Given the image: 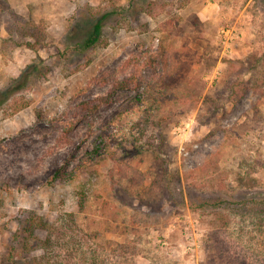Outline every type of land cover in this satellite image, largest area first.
I'll return each mask as SVG.
<instances>
[{
    "label": "rangeland",
    "instance_id": "rangeland-1",
    "mask_svg": "<svg viewBox=\"0 0 264 264\" xmlns=\"http://www.w3.org/2000/svg\"><path fill=\"white\" fill-rule=\"evenodd\" d=\"M262 196L264 0H0V264H264Z\"/></svg>",
    "mask_w": 264,
    "mask_h": 264
},
{
    "label": "trees",
    "instance_id": "trees-1",
    "mask_svg": "<svg viewBox=\"0 0 264 264\" xmlns=\"http://www.w3.org/2000/svg\"><path fill=\"white\" fill-rule=\"evenodd\" d=\"M102 30L101 20H97L93 25L91 34L86 38L84 42V46L90 47L94 45L98 39L100 38ZM73 174H67L66 172H62V167L58 169L51 178L52 182L55 183H64L71 180ZM252 204L259 206L258 208H253L252 212L258 217L256 226L259 228H264V196L258 199V201L253 200ZM211 207L215 208L214 215L215 218L221 225L224 226L227 224L224 222V216L221 214L220 209H232L237 211H243L247 208L248 203L246 201H237L232 202L231 204L228 202H223V200L218 201L213 204H209ZM253 206V205H252ZM240 207V210L237 208ZM222 225V226H223ZM54 229V225L44 221L40 217H36L34 215L28 214L24 221L21 222L19 229L13 235V244L8 248L6 260L9 264H18L19 258H25L30 252L41 248L46 250L51 246V234ZM44 232L46 233V237L41 240L37 237L36 232ZM28 257V256H27ZM41 264V263H39ZM242 264H247L246 262H242Z\"/></svg>",
    "mask_w": 264,
    "mask_h": 264
},
{
    "label": "built area",
    "instance_id": "built-area-1",
    "mask_svg": "<svg viewBox=\"0 0 264 264\" xmlns=\"http://www.w3.org/2000/svg\"><path fill=\"white\" fill-rule=\"evenodd\" d=\"M233 29H230V28H227L225 30H222V34H223V39H224V42L227 43V41L229 40H232L233 36V32H232ZM181 150L183 151V149L181 148ZM185 154V153H184ZM187 154V153H186Z\"/></svg>",
    "mask_w": 264,
    "mask_h": 264
}]
</instances>
